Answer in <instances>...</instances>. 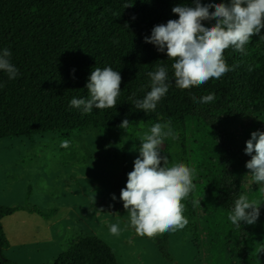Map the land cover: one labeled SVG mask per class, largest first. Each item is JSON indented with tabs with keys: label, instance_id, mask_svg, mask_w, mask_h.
<instances>
[{
	"label": "trees",
	"instance_id": "obj_1",
	"mask_svg": "<svg viewBox=\"0 0 264 264\" xmlns=\"http://www.w3.org/2000/svg\"><path fill=\"white\" fill-rule=\"evenodd\" d=\"M210 0H202L209 3ZM229 0H215L227 3ZM192 0H0V51H11L19 72L15 79L0 70V139L36 134L98 129L115 133L129 125L169 124L176 139L178 163L195 170L194 189L182 201L183 215L194 228L203 264H264V185H257L246 163V141L238 126L264 124V29L241 53L230 47L224 57L231 70L220 79L180 89L174 82L173 60L146 43L152 29L178 19L172 8ZM126 5H131L126 7ZM212 8L210 11H214ZM214 20L204 21L206 27ZM168 69L169 91L154 111L134 106L151 90L148 73ZM96 67H112L122 76L116 106L93 107L91 113L70 106L90 98L86 88ZM215 94L209 103L197 101ZM105 134V135H106ZM173 146L159 148L172 157ZM163 166V165H162ZM171 166V165H170ZM246 194L260 205L257 222L233 225L235 200ZM20 209L48 218L39 208L0 204V263L18 264L3 256L10 246L2 219ZM162 255L174 261L168 236H152ZM2 256V257H1ZM52 264H118L113 249L99 236L73 240Z\"/></svg>",
	"mask_w": 264,
	"mask_h": 264
},
{
	"label": "rangeland",
	"instance_id": "obj_2",
	"mask_svg": "<svg viewBox=\"0 0 264 264\" xmlns=\"http://www.w3.org/2000/svg\"><path fill=\"white\" fill-rule=\"evenodd\" d=\"M238 128L246 142L252 132H264L257 120ZM150 130L138 123L112 134L91 129L0 139V204L48 214L20 209L5 217L10 247L3 256L18 264H52L73 240L97 235L113 249L118 264H203L192 226L154 235L168 236L174 261L162 255L152 237L130 226L120 193ZM63 141H69L67 148L61 147ZM167 142L173 146L170 165L178 164L176 139L166 137L160 148ZM112 224L119 226V234L110 232Z\"/></svg>",
	"mask_w": 264,
	"mask_h": 264
},
{
	"label": "clouds",
	"instance_id": "obj_3",
	"mask_svg": "<svg viewBox=\"0 0 264 264\" xmlns=\"http://www.w3.org/2000/svg\"><path fill=\"white\" fill-rule=\"evenodd\" d=\"M212 8L215 10L210 11ZM172 12L178 14L179 18L156 25L145 42L155 45L161 53L166 52L168 59L174 61L171 66L174 82L180 89L199 86L211 78L220 79L234 70L225 60V50L232 47L243 53L250 38L264 29V0H229L227 3L210 0L207 4L202 0H192L191 5H177ZM210 20H214L215 24L206 27L204 21ZM11 55L7 48L0 51V70L6 72L9 79H15L19 70L11 62ZM148 75L151 90L143 99L136 100L134 106L144 111H154L157 103L169 91L168 69L158 65ZM121 84L120 71H114L112 67H96L86 85L90 98L73 97L70 106L82 108L85 113H91L93 107H115ZM214 99V93L201 97L199 101L193 96V101L199 103H209ZM128 125L129 120L125 118L120 127L126 129ZM170 135L169 124L156 123L150 134L142 137L140 155L134 161V169L128 173L126 187L121 189L120 199L130 215V226L141 236L152 237L182 229L188 224L183 215L185 205L182 201L195 187V170L184 163L170 166L168 156L161 154L159 148ZM68 146L69 141L61 143V147ZM245 153L251 156L246 167L253 181L257 185H264V132L251 133ZM112 198L116 199L114 194ZM259 215L260 205L255 201L250 202L246 194H240L229 219L236 226L242 222L253 225ZM110 232L119 234V226L110 225Z\"/></svg>",
	"mask_w": 264,
	"mask_h": 264
},
{
	"label": "crops",
	"instance_id": "obj_4",
	"mask_svg": "<svg viewBox=\"0 0 264 264\" xmlns=\"http://www.w3.org/2000/svg\"><path fill=\"white\" fill-rule=\"evenodd\" d=\"M19 211V210H18ZM17 212V211H16ZM6 217H8V216H6ZM5 219V217L2 219V220H4ZM2 224H3V222H2ZM4 227V226H3ZM6 232V231H5ZM6 235H7V233H6ZM7 237H8V235H7ZM9 239V238H8ZM10 241V240H9ZM10 247V246H9Z\"/></svg>",
	"mask_w": 264,
	"mask_h": 264
}]
</instances>
